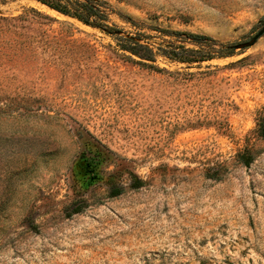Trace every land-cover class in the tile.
<instances>
[{"label":"rangeland","instance_id":"1","mask_svg":"<svg viewBox=\"0 0 264 264\" xmlns=\"http://www.w3.org/2000/svg\"><path fill=\"white\" fill-rule=\"evenodd\" d=\"M105 1L0 0V264H264V0Z\"/></svg>","mask_w":264,"mask_h":264},{"label":"trees","instance_id":"2","mask_svg":"<svg viewBox=\"0 0 264 264\" xmlns=\"http://www.w3.org/2000/svg\"><path fill=\"white\" fill-rule=\"evenodd\" d=\"M48 8L57 11L65 16L72 17L81 23L96 27L101 30L107 31L108 33L117 34V37L125 41L130 42V45L125 46L127 50L131 51L133 55L141 58V60L155 61L154 49L148 45L141 38L137 37H125L118 36L120 30L112 24H110L111 9L110 5L105 0H35ZM186 37L190 39L193 43L198 45V48H185L181 47V50H164L165 55L171 57L172 59L178 60L180 62H198L203 60H209L214 58V54L211 53V47L207 49V45L215 40L201 34H187ZM220 52L218 56H226L229 52L223 45L219 49ZM216 55V54H215ZM144 63V62H140ZM147 65V64H146ZM156 67V66H152ZM159 69V68H156ZM257 133L259 136L264 138V116H261L258 121ZM255 159V155L249 149H245L239 154L237 159L238 162L245 166H249ZM222 176H218V180H221ZM144 185L143 180H135L132 187L138 189ZM122 189L115 188L111 191V197H117L122 194ZM83 210V206H77L74 208L73 213H80Z\"/></svg>","mask_w":264,"mask_h":264},{"label":"water","instance_id":"3","mask_svg":"<svg viewBox=\"0 0 264 264\" xmlns=\"http://www.w3.org/2000/svg\"><path fill=\"white\" fill-rule=\"evenodd\" d=\"M263 35H264V25H263L262 29L254 36L253 43H255Z\"/></svg>","mask_w":264,"mask_h":264}]
</instances>
